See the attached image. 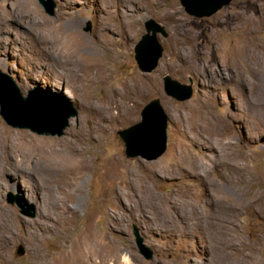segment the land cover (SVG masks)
Returning <instances> with one entry per match:
<instances>
[{"label":"rangeland","instance_id":"rangeland-1","mask_svg":"<svg viewBox=\"0 0 264 264\" xmlns=\"http://www.w3.org/2000/svg\"><path fill=\"white\" fill-rule=\"evenodd\" d=\"M51 2L54 14L49 16L38 0H29V5L21 6L22 10L15 8L13 0H0V72L15 83L22 96L30 90L39 91L67 106L69 111L78 112L69 119L62 136L38 135L28 129L13 128L1 117L0 124L7 130L26 134V139L16 147L21 153L38 151L41 164L44 154L67 158L70 154L74 156L77 148L79 158L85 157L89 165L81 179H74L83 190L74 194L77 202L68 203L73 220L72 224L69 222L68 233L62 226L49 223L52 232L40 234L42 248L53 255L66 246L70 251L79 232L93 216L94 224L105 239L114 242L121 260L128 264H251L246 260L253 259V264H260L258 259L264 261V67L261 66L255 79L246 67L231 69L220 54L244 39L243 55L251 60L252 55L247 53L264 41V26L258 27V19L264 17V0H232L207 18L189 16L180 0ZM14 8V19L5 18ZM149 19L163 27L167 36L157 34L163 48L162 57L152 72L144 73L134 60V47L145 34L144 23ZM88 23L90 31H86ZM71 31L75 36L80 33L85 42L75 58L68 54L73 39ZM250 31L254 34L249 37ZM183 43L190 48L191 61L195 63L193 70L183 67L176 55V48ZM197 46L204 53L195 56L191 51ZM80 59L85 66L82 72H79ZM251 66L256 67L254 61ZM230 71L244 73L240 78ZM164 76L190 85V99L178 102L167 96L163 89ZM130 80H137L139 87L146 90L133 103L123 95ZM153 99L160 101L169 118L166 151L154 160L140 156L127 158L118 132L140 122L143 107ZM121 102L130 103V107L120 108ZM106 116V120L102 119ZM116 158L121 161L116 179L106 181L105 176L113 171L111 166ZM36 161L34 158L31 162L36 164ZM153 171L157 174L153 175ZM130 172L146 178L149 175L151 188L154 181V190L161 202L164 196H169L179 204L185 203L181 211L168 208L175 216L171 219L173 224H163V216L157 219L154 209L147 211V218L141 216L135 203L127 198ZM32 180L17 178L18 188H12V179L4 178L0 206L34 223L44 210L54 212V209L50 200L42 204L37 201V194L30 195L35 184ZM54 190L57 197L65 199L67 192L73 194L75 188ZM120 196L123 206L119 204ZM20 205L32 216L23 214ZM192 205L213 217L237 218V246L223 247L222 242L216 241V232L211 226L209 231L204 226L190 227V222L181 216L192 215ZM108 225L114 230L107 229ZM34 229L41 233L38 227ZM16 233L24 235L22 228ZM138 239L151 251L150 259L140 252ZM6 256L15 264H24L31 259L29 244L19 237L9 245Z\"/></svg>","mask_w":264,"mask_h":264},{"label":"bare ground","instance_id":"bare-ground-1","mask_svg":"<svg viewBox=\"0 0 264 264\" xmlns=\"http://www.w3.org/2000/svg\"><path fill=\"white\" fill-rule=\"evenodd\" d=\"M13 1L15 3L13 5H15V8H17V9L22 10V8L24 6L29 5V0H13ZM144 1L145 0H143V2ZM30 4H31V2H30ZM22 5H24V6H22ZM21 6H22V8H21ZM15 8L12 9L13 12H11V14L6 16L5 18L14 19V15L16 12ZM34 8H36V7H34ZM21 19L22 18H19L17 20H21ZM258 23H259L258 27L264 26V17L263 18L261 17L260 20L258 19ZM229 28L232 29L233 27L229 24ZM234 29H236V28H234ZM71 32L73 34V39L71 42L72 46L69 48L68 54L71 57L73 56L72 58H75L77 56V53L79 52V47H81L82 44H85V42H84L83 36L80 35V33H79V35L75 36V32L74 31H71ZM185 33L190 34L188 31H186ZM253 34H254V32L250 31L248 33V36L250 37ZM243 40L244 39H242V42H237L233 49H230V50L225 51L224 53H220V54H222L227 59V62L232 67L231 69L234 68V69L239 70L240 68L244 69L246 67L247 73L250 74L252 76V78L255 77V79H256V77L259 75L258 72L260 71L261 66L264 67V41L258 45V43L260 41L259 40L258 43L256 44V45H258V47L254 48V51L252 50V52L249 50L252 53V54L247 53V55H250V56L252 55L251 60L249 61V60H246L245 56L243 55V50H244V49L242 50L243 43H244ZM246 42H248V41H246ZM254 42H256V39ZM245 48L247 49V47H245ZM213 51H215V50H213ZM246 51H248V50H246ZM203 53L204 52L202 51V48L200 46H197V49H194V51H191V54H193L195 56L199 55V54H203ZM205 53L211 55V52H208V53L205 52ZM176 55L178 56L179 61L185 65V66L183 65V67H185V68L191 67L190 69L195 68L194 67L195 63L193 61H191L190 48L188 46H185L184 43L181 44L180 47L176 48ZM79 61L81 64L80 68L78 67L80 69L79 72H82L83 68H85V66H84L82 59H80ZM253 61H254V65L256 66L255 68L251 66V63H253ZM77 63H79V62L77 61ZM258 68H259V70H258ZM188 70H189V68H188ZM221 71L219 73L224 74ZM230 72L235 74L238 77H240L241 74L244 73V71H230ZM261 76H263V74ZM261 76H259V77H261ZM258 79H260V78H258ZM259 85H260V83H259ZM126 87L127 88H125V90H123V92H124L123 95L127 97L128 101H130V103H133L135 97L138 96L139 94L143 95L146 93L145 89L139 87V83L137 82V80H130V82H128L126 84ZM263 87H264V85H263ZM261 88H260V91H261ZM262 94H264V93H262ZM259 97H260V95H259ZM259 97L257 98L258 101L256 100L258 103H259V99H260ZM254 98L256 99V97H254ZM261 99H262V97H261ZM262 100H261V102H262ZM130 103L128 104V103L121 102L118 105L120 106V108L123 109L126 107L129 108ZM262 105L264 106V103H262ZM107 118L108 117L106 116L102 119L106 120ZM26 137H27L26 134L14 132L13 130H7V128H5L4 126H2L0 124V191L4 187V184H3L4 178H9L10 180L12 179V184H10L12 188H16V187L18 188V181H16L17 178H29V179L31 178L34 180L35 184L33 183L34 184V186H33L34 190H31L32 192L30 193V195L32 193L37 194L38 195L37 201L39 203H42V204L46 203L50 200V202L52 203L51 207H52V209H54V212L49 211V210H44L41 213L42 215H40L39 220L34 221V223H33V221L30 222L29 220H26L25 218L19 216L17 213L10 211V210L7 211V209L5 207L0 206V264H15L14 262L7 260L6 255L8 253L9 245L13 241H17L19 237L27 241V243L29 244V249H30L31 259H28L24 264H128V263H125L124 261L121 260L122 256H121V254H119L117 252V248H116L114 242L110 241L109 239H105V237L103 236L101 231L94 224V220H93L94 217L93 216L89 217L88 225L83 230H81L79 232L77 238L74 240V242L72 244V249L70 251L67 250L68 246H66L63 249H61V251H59L57 254L53 255V254L46 252L45 249L42 248V246L40 244V243H42V239H41L40 234H42V236H43V234L47 235V234L52 232V228H49V226H48L49 223H53V224H55V226L56 225L62 226L61 229L63 231H66V234L68 233L67 232L68 231V225H70L69 222L71 224L73 223L72 222L73 220L71 217L72 210H70L68 208V203H73L74 201L77 202L74 194L83 190V186L77 185V183L74 182V179H75V181H77L78 179H81L82 176L84 174H86V172L88 171L89 165L86 163L85 157L79 158V156H81V154H80V152H78L77 148L74 149V152H73L74 156L70 154V156H68L67 158L57 157L56 154H52V153L47 154V155L44 154L43 155L44 156V163L41 164L40 163L41 161L39 162L38 157H37V155L39 154L38 151L27 153L29 151L28 150L27 152L21 153L19 151L18 147H16V146H18V143L22 142L24 139H26ZM28 140H29V138H28ZM25 144H27V140H26ZM34 144H36V143H34ZM70 146H72V145H70ZM24 150H25V148H24ZM53 152L56 153L55 151H53ZM34 158L37 159L36 164H32V162H31ZM120 167H121V161L118 158H116L115 161L112 163V166H111L113 171L110 172L109 174H106V176H105L106 181H111L112 179H114ZM143 170H145L144 172H146V169H143ZM154 174H157V173L155 171H153V175ZM148 178H149V175L146 178L143 176L140 177L139 174H137V173L133 175V173L130 172V175L128 178V186H129L130 190H129V193L127 194V198H129L130 202L135 203V207L137 209H139L142 213L141 216L147 218V213L149 212L148 210L154 209L157 211V213H156L157 219H160L158 217L163 216V217H161L163 219V224H164V222L166 224H169V225H170V223L173 224L171 219H173V217H175V216L172 215V213L168 210V208H170L171 210L172 209L175 210V208H176V209L181 211L182 206L185 203L179 204L178 202L174 201L173 199L168 198L169 196L168 197L164 196L163 197L164 201L161 202V197L157 193H155V190H154L155 189V185H154L155 182L154 181L152 182V188H151V183H150L151 180L149 181ZM153 179H154V177L152 178V180ZM67 187L68 188H71V187L75 188L74 193L71 194V193L67 192V197L65 199H62V198H59L56 196V191L54 190L55 188L67 189ZM53 190H54V192H53ZM49 195H50V197H49ZM119 200H120L119 204L121 206H123V199L121 198V196H120ZM78 204L79 205L81 204V199L79 200ZM257 207L258 206H256V208ZM192 210H193L192 215H189V214H187L185 216H181L180 214H178V215L181 216L184 220L190 222L189 223L190 227H195V226L199 225V226H204L208 229L211 226L216 232V238H215V239H217L216 241L218 243L222 242L221 244L223 245V247H228V248L233 247L234 248V246H237L236 239H238V237H239L237 235V232L235 229V223H236L237 218L233 219L232 217H234V216H231L232 219L225 220L227 218L221 219L220 217L219 218L213 217V216H210L211 214L208 215V214L204 213L202 211L203 209H201L199 207H194L193 205H192ZM132 211H134V210H132ZM180 211H178V212L180 213ZM173 213L175 214V212H173ZM134 216L135 215L132 213L131 217L133 218ZM112 219H113V217H112ZM162 219L160 220V222H162ZM61 223L65 224V226H63ZM33 224L36 225L35 226L36 228L38 227L40 229L41 233L38 232L39 231L38 229H36L38 231H36L34 229L35 227H33ZM154 224L158 225V222H154ZM179 224L180 223H178V225ZM156 227H158V226H156ZM18 228H22L24 235L21 236V234L18 235L16 233ZM106 228L111 230V231L114 230L111 227V225L106 226ZM159 228H162V225H160ZM163 228L165 229L166 225L165 226L163 225ZM171 228H172V226H171ZM153 229H155V228H153ZM55 231H56V229H55ZM184 231H186V230H184ZM208 231H209V229H208ZM200 238H201V236H200ZM208 240H210V239H207V241ZM217 242H216V244H217ZM59 247H60V245H59ZM257 249H258V247H257ZM257 249H254V250L256 251ZM220 250H221V248H220ZM224 251L226 253V249ZM257 251H259V250H257ZM241 253L243 254V252H241ZM261 253H259V254H261ZM238 256H240V254ZM250 256H251V254H250ZM245 257H243V259H245ZM261 258H263V257H261ZM225 260L226 259H224V261ZM258 260H260L259 261L260 264H264V261H262L261 259H258ZM5 261H7V263ZM241 261L242 260H240V262ZM246 261L248 263H251V264L254 263V259L251 261H248V260H246ZM226 262H227V260H226ZM243 262H245V260Z\"/></svg>","mask_w":264,"mask_h":264},{"label":"water","instance_id":"water-1","mask_svg":"<svg viewBox=\"0 0 264 264\" xmlns=\"http://www.w3.org/2000/svg\"><path fill=\"white\" fill-rule=\"evenodd\" d=\"M47 15L54 14V5L51 0H38ZM232 0H180L184 11L195 18H207L226 7ZM145 34L134 47V60L141 72H152L162 57L163 48L158 42L157 34L167 36L163 27L154 20L144 23ZM88 23L86 31H90ZM163 89L167 96L175 101L183 102L190 99L192 87L180 84L169 76H164ZM76 109L56 101L53 97L30 90L24 97L15 83L0 72V117L9 126L19 129H28L38 135L62 136L69 125V119L76 117ZM141 121L120 130L118 135L124 143L127 158L143 157L148 160L159 158L166 151V128L168 116L158 99L148 102L142 109ZM9 203H13L9 199ZM22 213L32 216L29 210L19 206ZM138 248L146 259L152 257L149 249L142 246L137 240ZM23 254L22 249L19 251Z\"/></svg>","mask_w":264,"mask_h":264}]
</instances>
